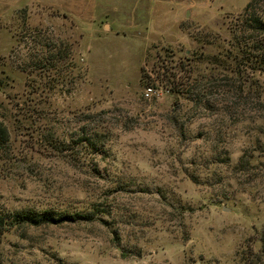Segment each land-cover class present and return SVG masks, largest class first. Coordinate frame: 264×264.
Returning a JSON list of instances; mask_svg holds the SVG:
<instances>
[{
    "label": "rangeland",
    "instance_id": "rangeland-1",
    "mask_svg": "<svg viewBox=\"0 0 264 264\" xmlns=\"http://www.w3.org/2000/svg\"><path fill=\"white\" fill-rule=\"evenodd\" d=\"M250 1L0 0V264H264Z\"/></svg>",
    "mask_w": 264,
    "mask_h": 264
},
{
    "label": "trees",
    "instance_id": "trees-1",
    "mask_svg": "<svg viewBox=\"0 0 264 264\" xmlns=\"http://www.w3.org/2000/svg\"><path fill=\"white\" fill-rule=\"evenodd\" d=\"M261 0H251L243 10V13L240 15V23L238 27L231 28V34L234 33L235 29L242 30L239 35H233V43L236 47H238L239 53L241 54L240 60L250 71L258 72L259 74L264 76V40L259 38H253L254 33H258L259 35L264 34V19H262L256 9L259 6ZM244 33H247L246 36ZM246 37V38H245ZM252 37V38H251ZM241 42V43H240ZM243 65V64H242ZM169 85L173 86L170 90L174 91L177 85L182 86L183 83L178 81L176 75L168 76L166 79ZM185 86V85H184ZM175 88V89H174ZM174 89V90H173ZM176 91V90H175ZM87 146L95 147V142L90 138H84ZM7 141L6 131L3 125L0 123V145ZM242 163L246 164V161ZM67 219H72L70 216H66L61 213H53L52 211H42L37 214L23 212L21 214H17L13 217V222L10 224H18V223H28L31 225H40V224H50V223H60ZM4 219L0 216V228L3 226Z\"/></svg>",
    "mask_w": 264,
    "mask_h": 264
},
{
    "label": "built area",
    "instance_id": "built-area-1",
    "mask_svg": "<svg viewBox=\"0 0 264 264\" xmlns=\"http://www.w3.org/2000/svg\"><path fill=\"white\" fill-rule=\"evenodd\" d=\"M154 95H155V89L152 86H148L145 88L144 96L146 98H149V97L154 96Z\"/></svg>",
    "mask_w": 264,
    "mask_h": 264
},
{
    "label": "crops",
    "instance_id": "crops-1",
    "mask_svg": "<svg viewBox=\"0 0 264 264\" xmlns=\"http://www.w3.org/2000/svg\"><path fill=\"white\" fill-rule=\"evenodd\" d=\"M106 25H108V24H106ZM106 25H105V26H106ZM108 27H110V26L108 25Z\"/></svg>",
    "mask_w": 264,
    "mask_h": 264
}]
</instances>
